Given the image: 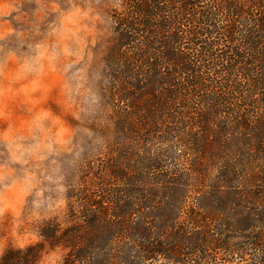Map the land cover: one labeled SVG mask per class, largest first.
Segmentation results:
<instances>
[{
  "label": "trees",
  "instance_id": "1",
  "mask_svg": "<svg viewBox=\"0 0 264 264\" xmlns=\"http://www.w3.org/2000/svg\"><path fill=\"white\" fill-rule=\"evenodd\" d=\"M121 22L122 139L66 226L0 264H264V0H128Z\"/></svg>",
  "mask_w": 264,
  "mask_h": 264
},
{
  "label": "rangeland",
  "instance_id": "2",
  "mask_svg": "<svg viewBox=\"0 0 264 264\" xmlns=\"http://www.w3.org/2000/svg\"><path fill=\"white\" fill-rule=\"evenodd\" d=\"M125 19L128 0H0V258L42 242L44 222L66 226L119 143ZM65 252L44 246L36 264Z\"/></svg>",
  "mask_w": 264,
  "mask_h": 264
}]
</instances>
